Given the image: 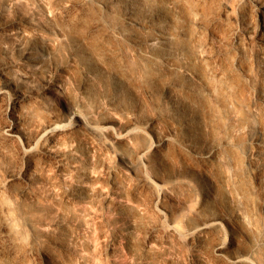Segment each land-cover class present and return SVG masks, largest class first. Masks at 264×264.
I'll use <instances>...</instances> for the list:
<instances>
[{
    "label": "rangeland",
    "instance_id": "rangeland-1",
    "mask_svg": "<svg viewBox=\"0 0 264 264\" xmlns=\"http://www.w3.org/2000/svg\"><path fill=\"white\" fill-rule=\"evenodd\" d=\"M79 1L0 0V21L27 15L56 49L23 86L38 95L26 102L31 120L42 110L62 117L73 101L79 116H110L113 131L134 115L133 132H147L151 143L163 133L175 143L177 123L189 120L199 146L213 147L211 160L204 165L173 143L155 171L163 176L200 166L207 199L190 201L179 186L153 203L138 183V168L130 170L115 153L86 141L91 178L72 176L47 157L28 164L13 143L0 140V264H223L210 252L215 230L199 237L198 260L189 256V227L210 214L223 217L229 254L264 264V0H135L141 18L135 34L143 38L160 26L171 33L170 53L160 44L135 47L103 26L95 28L97 42H88L93 23H110L115 15ZM40 69L55 73L59 100L40 92ZM125 140L117 151L132 155L134 141ZM108 164L116 171L112 181L105 176ZM176 215L178 234L167 227Z\"/></svg>",
    "mask_w": 264,
    "mask_h": 264
},
{
    "label": "bare ground",
    "instance_id": "bare-ground-1",
    "mask_svg": "<svg viewBox=\"0 0 264 264\" xmlns=\"http://www.w3.org/2000/svg\"><path fill=\"white\" fill-rule=\"evenodd\" d=\"M88 2L94 5L100 13L108 12L109 14L115 15V18L113 16L114 20L110 23L108 21V23L105 22V20L94 22L91 30L88 31L86 35L88 42H97L98 34L95 28L103 26L102 28L107 35L120 40L126 39L135 47L139 44H143L147 47L160 44L163 45V49H165L166 52L171 51L172 45L169 44L171 33L158 25L155 26V30L151 35L140 38L135 34L134 28L141 20L137 13L135 0L79 1L80 4ZM10 41H14L11 46H9ZM55 50L53 39L50 35H45L41 31V26L32 22L27 15L23 17L13 16L4 21H0V54L5 55V59L0 62V115H4L3 119L0 121L1 141L13 143L17 149V155L28 164L33 162L36 156L47 157L52 159L58 168L65 170L72 176L91 178L92 175L86 165V152L83 150V141H86L100 152L109 150L113 152V155L115 153L119 160L130 170L138 168L140 170L137 171L138 183L150 192V196H148L153 203H157L161 195H168L170 191L179 186L190 192V201L195 200L199 202L207 199V193L199 187L200 177L197 169L200 166H198L197 169L192 167L189 172L173 169L163 176L157 175L155 171L157 167L156 160L164 155V148L174 142H171V135L168 136L163 133V135L160 134L161 136L151 143V137L147 132H133L132 126L135 124V121L132 119L134 115H131L127 119L128 124L124 126V129L113 131V119L110 116H101L98 120H93L88 113L85 114V116H79L73 112L75 103L71 101L66 105V113H64L62 117L42 110L39 112V116L36 120H31L26 102L31 97L36 99L38 95H33L23 86L27 83L28 73L34 66H40V64H42V66L46 67L44 62H42L43 58L55 55ZM169 53L165 55V58L169 56ZM51 65H53L55 69L60 68L58 64L52 63ZM51 65H49V67H51ZM49 72L40 69L38 75L41 85L40 92L43 95L49 94L51 97L59 100L57 95L56 75L55 73L52 74ZM184 73L189 74L187 69L184 70ZM83 75L87 76L86 67L83 70ZM111 80L113 81L112 89L114 90L117 87V78L112 77ZM146 93H150V91L146 90ZM113 95L112 93L111 96ZM68 116L69 119H67ZM69 120L71 121L69 122ZM31 121L34 122L32 125L30 124ZM187 121L177 123L179 137L174 144L178 146L176 148L181 151L180 153L186 152L185 154L195 155L194 158L200 159L202 161L201 163L204 162V165H206V162L209 163V160H211L210 158L213 156V147H200L198 141H196L192 133H190ZM80 127L82 128L80 129ZM122 140L127 142L128 140L134 141V151L132 155L125 153L126 151H117L116 144ZM169 149L172 148L168 147V150ZM170 151L172 152V150ZM168 152L169 151H167L166 154H168ZM176 152L174 149L172 153ZM178 155L176 154L177 157ZM182 155L185 156L184 154ZM172 156L175 155L172 154ZM195 160L196 159H194V161ZM190 163L193 164V161H190ZM199 170H201V168H199ZM160 172L162 171L160 170ZM21 173L19 169L16 173L11 174V177H16ZM115 173L114 167L108 164L106 166L105 176L107 174L109 181L114 179ZM24 175L26 177V174ZM76 186L78 185L76 184ZM69 195L72 198L76 196L72 191ZM181 210L182 209H180L179 212H181ZM178 215L173 217L169 226H167L171 228L173 233L177 234L181 231V227L178 223ZM222 221V216L210 214L202 221H197L190 225L189 228L192 236L189 256L193 261H197L199 237L209 230H215L217 232V238L210 248V252L213 255L212 257L223 264H250V260L245 256L229 254L228 246L224 244L221 236ZM151 228L154 231L156 228L158 229L160 227L153 226Z\"/></svg>",
    "mask_w": 264,
    "mask_h": 264
}]
</instances>
